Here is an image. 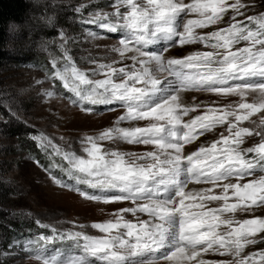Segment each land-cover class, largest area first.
<instances>
[{
	"label": "snow or ice",
	"instance_id": "obj_1",
	"mask_svg": "<svg viewBox=\"0 0 264 264\" xmlns=\"http://www.w3.org/2000/svg\"><path fill=\"white\" fill-rule=\"evenodd\" d=\"M110 7L111 13L95 10L82 22L114 34L119 46L110 52L119 59L103 63L90 57L88 63L95 67L82 70L70 54L73 38L60 32L62 55L51 58L49 79L59 80L71 94L69 103L82 111L93 113L94 106L104 105L117 106L124 114L115 127L80 141L86 155H78L71 145L64 149L54 144L43 133L30 138L52 160L45 171L55 185L87 201H128L132 207L119 209L113 220L91 224L101 236L73 230L88 227L75 222L61 230L37 221L51 234L29 239L22 250L39 245L34 249L39 264H264V250L244 254L248 246L264 243V218L240 220L235 215L264 208V116L250 120L264 113V13L247 16L249 6L241 0H114ZM221 23L227 26L197 32ZM86 31L92 38H105ZM195 44L209 50L183 58L165 55L177 45ZM127 60L132 63L115 66ZM183 93L239 100L224 108L206 107L203 115L185 120L201 105L185 104ZM252 94L257 102L249 103ZM130 121L146 123L120 127ZM245 121L255 127L242 126ZM224 125L228 135L221 133L210 146L186 152V145ZM253 136L259 142L242 147ZM103 141L151 147L142 153L122 152L105 149ZM56 168L67 180L52 175ZM212 202L221 203L209 207ZM126 213L136 222L127 220ZM210 252L231 259H205L203 254Z\"/></svg>",
	"mask_w": 264,
	"mask_h": 264
},
{
	"label": "rangeland",
	"instance_id": "obj_2",
	"mask_svg": "<svg viewBox=\"0 0 264 264\" xmlns=\"http://www.w3.org/2000/svg\"><path fill=\"white\" fill-rule=\"evenodd\" d=\"M113 2L114 0H28L31 8L24 20L8 26L9 59L6 68L1 73L0 100L9 118L0 117V185L4 184L11 192L8 198L12 202L10 204L12 212L5 214L0 209V264H39L34 252L39 245L34 243L27 251L22 250V246L27 245L29 239L35 240L41 234H51L50 229L40 227L37 221L43 225H53L61 230L73 228L69 222H75L88 227L73 230L85 231L91 236H101L103 234L92 229L91 224L113 220L115 219L114 213L119 209L132 207L128 201L109 204L87 201L78 193L55 185L49 172L45 171L52 160L30 138L32 135L43 133L51 138L54 144L64 149L71 145L72 150L78 155H86L82 152L80 141L87 136L95 137L104 130L115 127L118 117L124 114V110L117 106L104 105L94 106L96 110L93 113L82 111L79 107L69 103L67 97L71 94L63 89L59 80L49 79L54 71L51 58L62 55L58 47L61 43L60 32L73 38L70 41V54L82 70L87 71L95 67L88 63L90 57L103 63L119 59L118 54L110 52L113 46H119L114 34L106 33L102 29H96L95 25L82 22L89 18V12L95 10L111 13L114 11L110 7ZM241 2L249 6L246 9L247 16L264 13V0H241ZM81 5L84 7L80 13H77L75 9ZM236 19L244 20L245 17L237 16ZM226 26L221 23L207 29H197V32L206 34ZM86 29L98 31L105 38H92L87 35ZM52 45L56 46L55 52L52 50ZM243 46L242 42L237 47ZM205 50L209 49H205L202 44L183 47L177 45L169 49L165 55L183 58L191 52ZM131 63L127 60L115 66L122 67L124 64ZM102 78V76L96 77V79ZM53 90L56 96L47 97L46 93ZM184 98L186 104L201 105L195 112L185 117V120L194 118L196 115H203L206 107L224 108L229 104L234 105L239 100L238 97L218 96L212 93H186ZM247 102H257V95H249ZM109 108H115V110H109ZM260 116H264V113H257L250 120L258 122ZM145 123L130 121L121 123L120 127L144 126ZM242 126L255 127L250 121L243 122ZM226 127L227 125L218 126L212 132L205 133L192 144L186 145V152L195 151L200 146H210L212 142L220 138L221 133L228 135ZM11 134L18 135V138ZM21 136H24L35 150H38L40 159L27 152L26 144L20 142ZM259 140L260 138L255 136L247 137L242 147H252ZM101 144L105 149L117 148L122 152L137 153L150 150L151 147L126 143L113 145L108 141H103ZM54 159L58 163H63L59 157H54ZM52 175L67 180V176L58 168L52 169ZM68 182L72 183V181ZM197 186L203 187L204 185ZM80 187L85 188L86 186L81 185ZM215 192L219 193L220 189H215ZM220 203L212 202L209 207H217ZM235 215L236 219L240 220L264 218V208H257L252 213L238 212ZM125 218L136 222V217L130 213H126ZM9 219L16 224L23 221L22 228H19V231L16 230L17 233L25 230L23 237H17L13 233ZM4 226L7 230L10 229V232L5 230ZM260 236H264V233ZM56 246L60 247L59 244ZM261 250H264V243L248 246L244 254L248 255ZM203 257L214 261L231 259V257H221L211 252L203 254ZM192 264H195V261Z\"/></svg>",
	"mask_w": 264,
	"mask_h": 264
},
{
	"label": "trees",
	"instance_id": "obj_3",
	"mask_svg": "<svg viewBox=\"0 0 264 264\" xmlns=\"http://www.w3.org/2000/svg\"><path fill=\"white\" fill-rule=\"evenodd\" d=\"M30 8L31 6H30V3H28V0H0V81L2 78L1 73L6 68V63L8 62V59H9L8 58L9 51L7 47L8 26L12 23L14 24L21 23L26 17ZM52 50H54L53 52H55L56 46L54 47L52 45ZM0 117L2 119L9 118V115L7 114V112H5L3 102L1 100H0ZM11 136L13 137L17 136L18 138V135L11 134ZM20 142H23L26 144V147H28V151H27L28 153L33 155L35 158L40 159L38 157L40 156V154H38V150L37 149L35 150L34 147H32L31 144L27 142V139H25L24 136L20 137ZM10 193L11 192L7 189V187L1 183L0 185V209L5 214L12 212V208L10 205L12 202H10L8 198ZM9 222H10V225H12L13 227H16L15 229H13V227L11 226L13 233L17 237H23L22 235L25 234L24 232L25 230H22V231L20 230V233H17V231H19V228L20 229L22 228L23 221H20V223L16 224L14 221H12V219H9ZM6 226L8 227L9 225H6ZM6 226H4L5 230H7ZM7 231L10 232V229H8Z\"/></svg>",
	"mask_w": 264,
	"mask_h": 264
},
{
	"label": "bare ground",
	"instance_id": "obj_4",
	"mask_svg": "<svg viewBox=\"0 0 264 264\" xmlns=\"http://www.w3.org/2000/svg\"><path fill=\"white\" fill-rule=\"evenodd\" d=\"M185 94H186V93H183L182 96H183V102L186 104V101H185V98H184ZM189 187H190V188H196V189H199V188L202 187V186L190 185ZM203 187H204V186H203Z\"/></svg>",
	"mask_w": 264,
	"mask_h": 264
}]
</instances>
